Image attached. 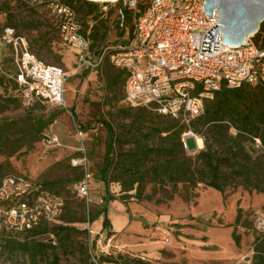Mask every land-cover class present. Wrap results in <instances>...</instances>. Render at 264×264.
Returning a JSON list of instances; mask_svg holds the SVG:
<instances>
[{
    "label": "trees",
    "instance_id": "1",
    "mask_svg": "<svg viewBox=\"0 0 264 264\" xmlns=\"http://www.w3.org/2000/svg\"><path fill=\"white\" fill-rule=\"evenodd\" d=\"M65 1L76 9L79 18L82 19L83 32L85 34L89 32L95 50H100L109 43L110 29L107 26V18H102L105 12L97 2ZM17 2L22 8H33L25 0H17ZM6 12L9 15L7 27H13L18 35H23L17 30L19 25L17 20L12 18L13 14L9 9H6ZM120 15L121 21L130 34L131 27L127 26L131 21L130 10L125 7L123 12L120 10ZM25 25L26 28H31L33 23L27 22ZM37 29L39 35L34 41L42 43L38 48L30 46L29 43V49L32 48L35 52L33 53L43 60L42 50L45 47L54 53L50 45L52 38L48 36L47 31L41 29V25H38ZM251 37L259 46H264V22L261 23L259 32ZM34 41L31 44L35 43ZM10 47L12 48L11 60L14 64L10 89L17 90L19 94L0 93V113L11 109L12 106L19 108L22 103H26L20 85L16 81L14 49L11 45ZM54 55L56 61L61 62L62 55ZM102 68H105L109 85L122 82L125 86L128 77L125 68L113 64L108 56ZM5 79V75H0V87L3 86L8 90V83ZM148 109L150 108L131 105L128 108H122L121 111L130 119V125L120 132L116 131L110 121L102 119L107 128L108 139L99 176L106 191L101 209L93 210L89 202L78 195L77 185L85 179L86 171L91 174L89 179L91 189V180L94 175L88 164L86 166L72 164L73 175L71 177L52 181L33 180L38 187L37 194L49 192L62 198L63 205L59 221L51 222L41 218L30 228L15 230L9 228L0 219L1 249L8 251L11 255L24 257L29 264H40L41 262L61 264L62 254L69 255L74 252V249L79 248L82 249V264H91L86 246L80 244L75 238L76 233H85L88 238V230L77 228L75 224L86 225L88 222L93 223L103 217L102 229L107 230L109 237L115 234L108 216L110 202L118 199L110 190L112 182L122 185L121 199L136 197L139 201H155L158 204L172 201L176 195L183 196L185 200H194L196 195L192 191L201 184L220 191L224 196L239 187H243L250 193L253 191L264 193V87L244 84L230 88L224 84L220 90L215 92L213 99L206 101L204 114L194 118L189 125L154 110L155 113L152 115ZM134 110L136 111L133 112ZM56 118L57 112H52L48 116L26 115L25 117L3 118L0 121V153L13 156L18 152H28L37 141L44 138L45 130ZM153 118L157 120L145 131V123L152 121ZM80 127L82 128V125ZM189 129L204 139V148L195 157L187 153L188 149L183 141V133ZM255 138L261 140V147L251 151L248 144H255ZM116 145L119 147L116 148ZM23 148H25L24 151H22ZM81 155L82 151L76 157ZM4 167L5 164L0 163V185L3 178L7 176L2 173ZM24 176L30 179L29 176ZM66 182L75 183L72 194L76 199L67 195L71 194L70 191L67 194L63 192L62 188ZM149 185H151V192L146 193ZM133 190H135L134 194L131 193ZM24 200L25 198L20 200L13 198L4 203L7 208H10ZM233 225L235 228L232 237L239 246L241 235L236 232L237 226H251L240 206ZM18 234H25V236L20 237L17 236ZM47 235L54 236V239H39ZM253 251L252 264H264V233L255 239ZM97 261L99 264H152L141 257L124 254L104 255Z\"/></svg>",
    "mask_w": 264,
    "mask_h": 264
},
{
    "label": "rangeland",
    "instance_id": "2",
    "mask_svg": "<svg viewBox=\"0 0 264 264\" xmlns=\"http://www.w3.org/2000/svg\"><path fill=\"white\" fill-rule=\"evenodd\" d=\"M123 2L124 0L97 2L105 12L102 18H107V26L110 29L109 44L128 39L129 31L121 21L120 15ZM32 6L33 8H22L17 0H0V75H5V82L9 87L8 90L0 87V93L19 94L17 90L10 89V79L14 71L11 60L12 48L3 39L4 29L8 26L9 20L6 9H9L13 14L12 18L18 22L17 30L26 36L30 46L38 48L42 43L34 41L39 35L38 25H41V29L47 31L48 36L52 38L50 45L54 53L45 47L42 50L44 54L42 59L47 63L60 65L68 72L70 77L65 84L64 97L70 111L45 101L31 100L22 103L19 108L12 106L11 109L0 113L1 121L3 118L48 116L52 112H57V118L45 130L44 138L37 141L31 150L18 152L13 156L0 153V163L5 164L2 173L27 175L32 180L43 181L71 177L72 158L80 154L83 141L88 152V166L94 175L88 202L93 210L101 209L106 191L99 176L108 139L107 128L102 119L110 121L117 132L129 127L130 119L121 111L122 108L129 107L125 100L124 83L109 85L105 68L98 72L89 70L78 72L75 66L76 54L62 39L50 7L46 3ZM80 20L82 21L81 18ZM27 22L33 23L32 29L26 28ZM131 25L130 21L127 26ZM32 41L35 43L31 44ZM30 49L34 52L32 48ZM54 54L62 55L61 62L56 61ZM148 110L152 115L155 113L151 109ZM71 112L84 130L82 140L75 128ZM151 120L145 123V131L157 119ZM197 135L198 139H202L203 145L202 147L198 145L199 149L187 150L193 157L204 148L203 137ZM188 144L189 148H195L193 137L188 138ZM118 147L116 145V148ZM248 148L253 151L258 147L249 143ZM24 150L25 148L22 151ZM63 186V192L67 194L70 191L71 194L67 195L74 199L72 191L75 183L66 182ZM110 190L118 199L110 202L108 216L111 219V216L118 214L117 211H121L129 221L117 235L110 237L107 230L102 229L103 220L98 219L91 223L90 228L83 224H75L77 228L88 230V238L85 233H76L75 238L86 246L91 264H97L95 259L99 260L100 257L109 254L141 257L152 264H252L254 241L264 233V193L256 191L250 193L239 187L224 196L220 191L201 184L192 191L196 195L194 200H185L183 196L176 195L172 201L158 204L155 201H139L136 197L121 199L122 185L117 182L110 184ZM149 192L151 185L146 190V193ZM131 193L134 194L135 190ZM239 206L243 208L251 226H237L236 232L241 235L238 246L233 240L232 233ZM116 225L121 226L119 222H116ZM17 236L24 237L25 234ZM39 239L52 240L54 236H41ZM81 250L77 248L69 255L62 254L60 263L82 264ZM0 264L29 262L20 255H11L8 251H3L0 247Z\"/></svg>",
    "mask_w": 264,
    "mask_h": 264
},
{
    "label": "built area",
    "instance_id": "3",
    "mask_svg": "<svg viewBox=\"0 0 264 264\" xmlns=\"http://www.w3.org/2000/svg\"><path fill=\"white\" fill-rule=\"evenodd\" d=\"M35 5L46 3L54 16L64 42L75 54L78 72H98L105 58L127 70L126 102L133 107H147L161 114L190 122L205 112L206 101L225 84L236 88L244 84L264 87V46L252 37L241 45L223 43L221 31L217 37L219 49L202 51L203 38L215 25V16L206 13V0H124L131 13L128 39L105 44L95 50L89 32L73 5L65 0H25ZM3 39L13 47L16 81L26 101L38 99L60 108L67 106L65 84L70 77L60 65L47 64L30 49L27 38L7 27ZM73 116L82 140L84 130ZM198 146V135L191 129L183 133L187 149L188 138ZM260 148L261 140L255 138ZM82 155L72 158V164H88V152L82 141ZM77 185L78 195L89 201V179ZM35 182L21 174L5 176L0 185V219L9 228L23 230L37 224L41 218L58 222L63 200L49 192H40ZM25 198L10 208L4 201ZM91 223L86 226L90 228ZM95 262H99L95 259Z\"/></svg>",
    "mask_w": 264,
    "mask_h": 264
},
{
    "label": "water",
    "instance_id": "4",
    "mask_svg": "<svg viewBox=\"0 0 264 264\" xmlns=\"http://www.w3.org/2000/svg\"><path fill=\"white\" fill-rule=\"evenodd\" d=\"M112 1V0H90ZM117 1V0H116ZM206 13L215 16V25L203 38L202 51L219 49V31L223 43L231 46L241 45L260 30L264 22V0H206ZM125 1L120 7L125 8Z\"/></svg>",
    "mask_w": 264,
    "mask_h": 264
},
{
    "label": "crops",
    "instance_id": "5",
    "mask_svg": "<svg viewBox=\"0 0 264 264\" xmlns=\"http://www.w3.org/2000/svg\"><path fill=\"white\" fill-rule=\"evenodd\" d=\"M124 91H125V86H124ZM194 140H195V139H194ZM195 143H196V141H195ZM195 149H199L198 146H197V143H196L195 148H193V149L189 148V150H195ZM117 212H118L117 215L115 214V215L111 216V221H112V223H113V231L115 232V234H114L113 236L117 235V234L119 233L120 229H121L124 225H126V224L128 223V221H129V219L127 218V216L125 215V213H123V212H121V211H117ZM99 219H100V220H103V217H100ZM95 222H96V221H95ZM116 222H119L121 226H117V225H116ZM101 225H102V224H101ZM111 239H112V238H110V240H111ZM104 264H114V263H104Z\"/></svg>",
    "mask_w": 264,
    "mask_h": 264
},
{
    "label": "bare ground",
    "instance_id": "6",
    "mask_svg": "<svg viewBox=\"0 0 264 264\" xmlns=\"http://www.w3.org/2000/svg\"><path fill=\"white\" fill-rule=\"evenodd\" d=\"M198 145H199V147H202V145H203L202 144V139H200V138L198 139Z\"/></svg>",
    "mask_w": 264,
    "mask_h": 264
}]
</instances>
